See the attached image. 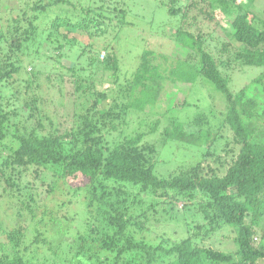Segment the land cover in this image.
I'll use <instances>...</instances> for the list:
<instances>
[{"label": "trees", "instance_id": "1", "mask_svg": "<svg viewBox=\"0 0 264 264\" xmlns=\"http://www.w3.org/2000/svg\"><path fill=\"white\" fill-rule=\"evenodd\" d=\"M15 1L18 8L8 7L9 13L3 12L11 18L4 17L6 30L0 22V42L11 39V51H5L1 58L0 84L16 75L15 83H11L17 93H13L14 100L25 101L30 114L24 124L16 125L12 122V117L19 115L15 102L5 104L0 96V212L7 218L0 221V264H32L38 260L93 264V258H97L96 264H161L165 258L168 261L163 264H264V9L259 0H160L168 16L179 23L170 36L177 52L174 56L157 53L149 48L147 40L137 68L129 79L123 78L125 83L121 72L129 67H121L120 57L111 45L114 40L118 42L117 33L124 26L133 25L127 20L132 10L123 5V0ZM58 7H62V13L55 12ZM200 19L210 24L207 30L197 27ZM219 32L226 34V40L216 37ZM76 33L104 37L103 57L92 54L91 42L78 50L83 42L79 43ZM44 44L48 45L47 59L52 64L43 67L44 73L53 70L46 77L47 84L51 86L54 81L61 85L69 80L75 85L69 92L59 88L58 102L48 97L27 100L38 74L33 71L35 66L22 64L21 55L31 63L29 49ZM74 47L78 59L87 55L85 61L91 68L101 65L111 76L113 73L111 86L98 90L94 103L98 106L112 100L106 114L112 120L101 122L96 114L86 113L77 127L40 134L41 116L50 120L57 108L68 111L62 103L64 98L71 100L75 92L88 95L95 85L94 80L79 78L78 59L66 61L70 55L66 49ZM57 63L66 69L65 73L57 70ZM246 67L257 71L233 92L230 84L234 73ZM181 84L188 86L183 89ZM196 84L213 87L210 111L195 113L187 120L170 116L169 110L194 105L177 98V93L185 94ZM18 93L24 95L23 99ZM217 99L225 102L220 111L215 105ZM162 101H168L164 112L168 118L164 115L163 123L158 119L148 130L124 137L112 149H106L107 154L104 152L101 133L106 127L115 130V120L124 122L128 114L144 112L145 107L154 108ZM35 118L38 125L29 126ZM154 132H160L162 145L184 143L182 157L186 161L178 158L176 169L168 176L155 170L157 146L150 141L144 143L146 136ZM46 169H55L74 188L70 199L82 195L88 215L95 207L108 219L87 218L82 222L84 234L77 233L73 241L63 240L71 220L65 222L55 212L41 213L34 206L32 192L26 193L28 200L18 201L28 188L24 180H39ZM129 185H133L132 191L125 189ZM137 190L143 195L141 199L136 197ZM194 208L195 214L207 221L205 226L193 225L185 215ZM174 220L185 230L178 240L164 231ZM57 225L62 228L50 235L49 227ZM221 228L235 232V253L205 243L212 231ZM147 231L166 242L152 244L144 236L138 238ZM104 250L107 256L98 257V252ZM26 256L29 258L24 260Z\"/></svg>", "mask_w": 264, "mask_h": 264}, {"label": "rangeland", "instance_id": "2", "mask_svg": "<svg viewBox=\"0 0 264 264\" xmlns=\"http://www.w3.org/2000/svg\"><path fill=\"white\" fill-rule=\"evenodd\" d=\"M84 1V0H83ZM123 5H126L127 8L132 10V13L129 15V19L131 22H133V25H126L124 28L119 31V40H114L111 42L112 49L118 53L120 57V64H122V68L124 66H127L129 68L123 69L121 72V80L122 83H125L126 80L123 78L127 77L129 79L131 77V73L133 69L137 68L139 62H140V54L143 51L142 49L146 46V42L148 40L149 48L156 51L157 53H167L169 56H174L177 52V47L175 46L174 39L170 38L171 34L175 31L176 27L178 26V22L174 21L173 18H170L167 14L166 9L164 6L159 3L160 0H123ZM262 1V3H261ZM85 1V3H87ZM0 22H2V25L5 24L3 27V30L7 29V24L4 22V17L8 18L6 20H10V17H7L4 13H9L8 7H19V3H17L15 0H0ZM259 6L262 7L261 9H264V0H259ZM260 10V9H259ZM63 12L62 7H58L55 9V12ZM263 11V10H260ZM4 12V13H3ZM12 13V12H11ZM12 15H16V13H12ZM45 18V16L42 17ZM219 20L222 19V16L220 15ZM2 20V21H1ZM128 20V21H129ZM191 20V19H190ZM192 21V20H191ZM4 22V24H3ZM44 24V22L42 21ZM225 23V21H224ZM207 25H210L207 21L200 19L197 21V27H199L202 30H207L209 27ZM193 28L195 30V26L193 25ZM199 29V30H200ZM114 33H111L108 37L109 40H112ZM116 34V33H115ZM74 35V34H72ZM216 37H222L221 40H226V34L220 33L215 34ZM76 36L79 38L80 48L78 50L82 51L83 48H85V44L87 43H93V52L92 54L98 55L100 54L101 57L105 54V50L103 49V46H105V39L104 37H90L89 34H80L76 33ZM11 42V39L8 40V43ZM7 41L0 42V48L2 49V52L0 53V65H3V61L1 58L3 57L4 52L10 50L9 45ZM79 45V44H77ZM111 49V48H110ZM30 58L32 60L31 63H28L25 59L26 56L22 54V64L29 66L31 65L34 67V72L38 74L37 78H34L32 83V89L29 92V98L28 101L31 100V98L38 97H48L51 101L58 102L59 98V88L62 89L63 92H69L70 90L75 89V85L70 83V81H66L63 84L59 85L57 82H50L51 86H49L46 82V77L53 73V70H48L44 73L43 67L48 63L50 66L52 65L49 60L47 59L48 54V45L44 44L41 46H34L29 49ZM69 52L67 62L73 60H77L78 57L76 56V48H67ZM11 51V50H10ZM55 54H57V51H54ZM90 53H88V57L90 58ZM16 55V54H15ZM58 55V54H57ZM83 55V54H82ZM78 59V65H77V73L80 75L79 78H88L90 81L94 80L95 85L93 86L91 92L88 95H84L83 93H73L71 95V100H66V98L63 99L62 103L67 107L68 111H66V108L61 107L56 109V113L53 117V119H44L41 116V120L43 123V128L38 129V132L40 134H48V133H59L64 131L65 129H69L70 127H77L78 125H81L84 120V115L86 113L89 114H96V116L104 122H108L112 120V117L106 115L107 111L111 108L112 100H109L108 102H104L103 104H99L98 106H95L94 103L97 102L98 99V90L104 89L106 90L107 87L111 86V83L113 81V73L111 76V73L107 70L104 71L103 66L99 65L96 68H91L86 63L85 59L87 58V55H83ZM17 57V55H16ZM14 56V59L16 58ZM33 63V64H32ZM57 70L65 73L66 69L62 67L60 63L56 64ZM126 70V71H124ZM257 70L253 68L246 67L244 71H236L233 75V80L231 81L230 88L233 92H236L241 87H243L247 81L253 74H255ZM124 72H127L124 73ZM33 75V74H32ZM32 75L30 77H32ZM12 78V79H11ZM11 80H8L6 83L0 84V96L2 97V100L5 102V104L11 102H15L13 106L16 107V111L19 115L16 117H12V122H14L16 125L18 124H24L26 118L30 114L29 109L24 105L25 101L23 100H14L17 96V93L15 92L13 86L11 83H15V79L17 78L16 75H13ZM200 84H202L200 82ZM183 89H186L188 84H181ZM171 89L170 87L168 88ZM168 91V90H167ZM213 91V87L208 85L206 87H202L201 85L196 84L194 87L188 88L185 94L177 93V98L187 99L190 102L194 103V105H189L188 107H185V110H169L170 116H174L179 120H187V119H193L195 116V113H200L203 111H210L213 100L210 96V93ZM23 92V90H22ZM13 93L16 95L13 96ZM19 96H21V99H23L24 95L22 96L21 93H18ZM66 95L69 97V94L66 93ZM67 97V98H68ZM11 101V102H8ZM75 102V103H74ZM39 106L42 105V102L38 100L37 103ZM50 104L55 106V104ZM71 104V105H70ZM49 105V103H48ZM215 105L217 110H222L225 107V102L223 99H217L215 100ZM168 107V101H162L158 104V106L154 108L145 107L143 110L144 112H134L132 114H128L125 118L126 121L122 122L120 119H117L114 121L116 123L117 128L115 130L109 129V127H106L102 131L101 134H104V138L102 139V145L104 146V152L107 154L108 150L106 149H112L113 146L124 139V137H130L135 136L137 132H144L149 129L148 126H151V123L156 122L158 119L159 121H162L164 119L168 118V114H164L165 111H167ZM105 109L106 113H103V109ZM213 108H215L213 106ZM111 111V110H110ZM112 112V111H111ZM154 112V113H153ZM155 112H158L155 113ZM147 113V115H145ZM161 115V116H160ZM38 118L33 119L28 124L29 126L36 127L38 125ZM99 120V121H100ZM18 123V124H17ZM29 126H24L27 128H30ZM30 130V129H29ZM110 130V131H109ZM147 141H150V143H153L157 146L158 149V156H157V164L155 167V170L161 174L162 176H168L167 174L172 172L176 169V165L178 160L180 159L182 162L186 161V158L182 157L184 153L182 152V149L184 148V143L179 142L176 144L174 141L167 142L165 145H162V138H160V132H154L151 134H148L144 140V143H147ZM160 152V155H159ZM179 158V159H178ZM52 170H42L39 180H30L25 179L23 182V185H27V190L22 193V197L18 199V201L25 199L28 200V196H26V193H34L35 196L34 200V206L39 208L41 213L49 212H55L58 216L65 218V222L67 220H71L70 227L67 226L66 232L64 234L63 240L73 241L72 239L77 237V233L84 234L82 222H85L88 220L87 218H99L101 220H107L108 215L106 213H102L99 208L94 207V212H90L91 215L87 214L88 206L84 199L82 198V195H76L71 197L73 194L74 188L69 187L68 184L64 182V179L59 177L54 171ZM31 184L33 185L31 187ZM55 184V185H54ZM133 185L125 186V189L127 191H132ZM30 189V190H29ZM0 190H2V187H0ZM134 190V189H133ZM82 192V191H79ZM136 194L138 198L141 199L143 197L142 193L136 191ZM145 200L148 198L146 195H144ZM65 200L66 204L62 205V201ZM72 200V201H70ZM197 209V208H196ZM196 209H190V212H185V215L188 217L189 221L194 224H201L202 226H205L207 224V221L203 219L200 214H195L197 211ZM11 212V211H9ZM23 218L27 219L30 218L28 215H24ZM6 215H3L2 212H0V221H6ZM249 220V218L247 219ZM174 223L167 224V228L164 229V231L168 232L169 237L176 238L175 240H178L180 237H183L185 235V230L182 229L183 225H179L175 220ZM151 224V222H149ZM52 228V232L50 235L56 234V230H59L62 228V226L57 225L54 227H49V230ZM195 228H193L194 230ZM206 230L205 227H203L202 232ZM159 234L162 235L163 230H158ZM141 236H144L149 243L152 244H158L161 242H166L165 239H160V237L156 236L155 232L147 231L142 234H138V238H141ZM167 236V237H168ZM235 232L232 231V229L229 228H221L217 229L215 231H212L210 233V236L205 239V243L210 246H214L216 249L224 250L226 252H232L235 253L236 251V242L234 241ZM206 237V236H205ZM52 240H54V237H51ZM256 242L258 239H255ZM1 241V240H0ZM57 241V239L55 240ZM5 242V240L3 241ZM66 243V242H65ZM107 252L99 251L98 257L105 258L107 255H105ZM110 257V256H109ZM29 258L26 256L24 260ZM95 259L93 258V264H96ZM55 262H60L59 259H54ZM29 261V259H28ZM168 259L162 260L160 263L163 264L167 262ZM32 262V261H31ZM260 263H263L262 260L259 261ZM30 264V263H27ZM32 264H49L48 262H40L35 261ZM52 264V263H51Z\"/></svg>", "mask_w": 264, "mask_h": 264}]
</instances>
